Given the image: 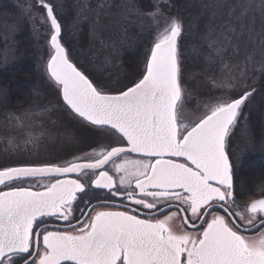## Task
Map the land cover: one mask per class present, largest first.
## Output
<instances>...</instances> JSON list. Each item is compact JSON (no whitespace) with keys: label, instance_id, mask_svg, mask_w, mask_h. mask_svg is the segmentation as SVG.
<instances>
[{"label":"snow or ice","instance_id":"snow-or-ice-1","mask_svg":"<svg viewBox=\"0 0 264 264\" xmlns=\"http://www.w3.org/2000/svg\"><path fill=\"white\" fill-rule=\"evenodd\" d=\"M149 3L150 11L143 0L121 7L150 18L171 7ZM199 7L212 19L197 56L208 71L220 69L208 77L217 95L187 84L179 14L165 16L139 69L112 86L71 59L62 5L21 8L34 32L37 17L47 28L41 68L57 102L37 94L5 117L16 143L0 158V264H264V171L238 183L229 150L255 91L248 67L259 57L264 68V0ZM18 30L8 27L5 39ZM57 106L70 123L53 119ZM82 131L88 151H41L52 141L81 143Z\"/></svg>","mask_w":264,"mask_h":264},{"label":"rangeland","instance_id":"rangeland-1","mask_svg":"<svg viewBox=\"0 0 264 264\" xmlns=\"http://www.w3.org/2000/svg\"><path fill=\"white\" fill-rule=\"evenodd\" d=\"M62 1L63 0H56V3H60L61 5L63 3ZM31 2L32 0H11L13 10L9 16H4L3 18L7 17V19L1 22V26L4 28L12 27V25H19L20 29L16 31L15 34L20 31L22 35L21 37H24L25 39L20 43L22 48L18 47L19 44H11L14 46V49L12 47L10 49L8 43L7 45L4 44L6 33H0V39L2 40L0 45V102H2L0 103V158H3L6 150L13 149L16 143L12 140L11 133L5 130L7 127L5 117L9 114V110L15 109L19 112L24 106L12 107L8 101L4 102L5 96L8 97V95L6 88L3 86L2 75L9 67L20 64L24 62L26 58H30L35 63L36 72L34 91L33 95H30V100L35 99V96L39 94L44 98L45 102L50 101L53 105H56L57 102V97L52 91L46 77L43 75L41 68L47 54V28L46 26H41L39 24V18L37 17L36 24L39 28V33L37 34L32 30L31 19H21V8L27 7ZM130 2L135 3L134 0H71L70 2L73 4L76 3L77 5V11L74 12L75 19L72 23V28L75 26L76 29H79V27L88 23L90 25L89 33L91 39L88 47L82 51H75V54L69 47H67L71 59L93 78L103 79L105 83L111 84L112 86L125 82L136 72V70L132 71L125 68L123 62V56L125 53L127 51H143L146 55L157 31L162 30L165 26V16L177 15L176 9H174V0H167V3L170 4L171 7L170 10L165 13V16L157 18L128 16L121 5H127ZM214 2L224 4L230 3L231 0H214ZM113 4L115 7H110V5ZM87 7L92 9L90 13L85 11ZM202 11H204V9ZM200 17L209 21L200 35H195L196 31L191 26V22H188L187 24L184 23V37L183 43H181L180 47L185 60H187L186 56L189 54V47L187 46V54H184V41H187L188 43L190 36L201 39L206 27L212 19L211 16ZM10 21L13 22L12 25H10ZM217 23H219V21H217ZM260 27L261 21L257 18V30H259ZM149 29H151V31H149ZM136 31L137 39L136 44H134L135 48H133L130 46L131 44L128 45V41H133V32ZM7 32L13 34L11 31ZM70 47L73 49L72 44H70ZM189 56L191 57V54H189ZM240 63L241 67H243L242 60ZM101 67H106L108 69V74H103L102 78L101 76L99 77V75L107 71H101ZM184 71L185 79L190 88L204 93L206 96L218 94L212 90L208 77L219 76L221 74L220 69H217L215 72H210L208 71L207 66L198 72L191 70V68L188 69L184 63ZM262 77H264V68H262L261 60L258 57L257 62L248 67V90H255L254 92H256L258 90V82ZM28 91L29 94H31L29 88ZM262 100L264 107V94ZM195 107L196 102L193 100L191 109H195ZM202 107L203 105H201V108ZM254 116H257V113L255 110V102L251 98L243 110L239 126L235 129V133L231 140V147L229 149L232 153V162L236 174L240 172V168L244 162L251 158L260 161L261 165L264 166V113L262 116L257 117L259 119V127L257 128L256 136L258 135V137H255L254 132H252L255 130V126L253 127L251 125V119ZM57 118L65 123H70V118L67 116V113L60 110L58 106L53 116V119ZM78 144L79 143H72L67 140H57L48 142L46 148L42 145L41 151L63 156L64 153H72L78 147ZM21 147H23L22 143Z\"/></svg>","mask_w":264,"mask_h":264},{"label":"trees","instance_id":"trees-1","mask_svg":"<svg viewBox=\"0 0 264 264\" xmlns=\"http://www.w3.org/2000/svg\"><path fill=\"white\" fill-rule=\"evenodd\" d=\"M17 1V0H12ZM135 1V0H134ZM62 8H61V22H62V43L73 51L75 54V51L77 50H84L86 47H88L91 39H90V28L89 24L85 23L79 29H76L75 26L72 28V23L74 22L75 16L74 12L77 11V5L76 3H70L71 0H63ZM144 2V11H150V3L149 0H143ZM201 3V0H174V9H176V13L179 14L184 23L187 24L188 22H191V26L195 29V35H200V33L203 31V28L206 26V24L209 22L206 19H203L200 17V13L202 12L203 8L199 7ZM60 5V3H59ZM13 7L11 4V0H0V33H6L7 28H4L1 26V22L5 21L7 18H3L4 16H9L12 12ZM14 20V19H12ZM11 20V21H12ZM9 22L10 25L13 24V22ZM16 21V20H15ZM15 26V25H14ZM12 25V27H14ZM20 29V28H19ZM79 30V31H77ZM191 32V31H190ZM133 41H128V45L134 47V44H136L137 39V31L133 32ZM20 31L17 34H10L7 32V39L4 41V44L7 45V43L14 49V45L19 44V48H22L20 43L22 42L24 37H21ZM200 39L193 38L190 36V40L184 41V54H187V48L189 47V54H191V57L186 56L185 64L191 70L194 71H200L204 67H207L208 65L203 64L200 62V59L197 56V49L200 48L199 44ZM2 43V40L0 39V45ZM183 43V39L180 41V45ZM68 44V45H67ZM70 44H72L73 49L70 47ZM127 45V46H128ZM188 46V47H187ZM68 49V48H67ZM72 53V52H71ZM145 57V52H137V51H127L125 55L123 56V62L125 64V68L128 70H138L143 59ZM84 70V69H83ZM108 74L107 72L101 73L99 77L103 74ZM96 75V73H95ZM91 76V75H90ZM36 77L35 72V63L30 58H26L24 62L20 64L13 65L9 67L4 74L2 75L3 78V86L7 90V95L9 97V104L12 107H20L23 106L28 100L31 99L30 95H33L34 91V80ZM92 77V76H91ZM93 78V77H92ZM28 88L30 89V93L28 91ZM257 91L254 92V95L252 96V100L255 102V110L257 113V116L252 117L251 119V125L255 128L254 136H256L257 128L259 127V119L257 117L262 116L264 113V107H263V94H264V77L261 78V80L258 82ZM251 91V90H250ZM260 114V115H259ZM253 134V133H252ZM82 135L84 137V141H89L90 134L86 131H82ZM264 171V166L261 165L260 161L256 159H249L244 162V164L240 168V172L236 174L237 182L238 183H248L252 180L259 179L261 172Z\"/></svg>","mask_w":264,"mask_h":264},{"label":"flooded vegetation","instance_id":"flooded-vegetation-1","mask_svg":"<svg viewBox=\"0 0 264 264\" xmlns=\"http://www.w3.org/2000/svg\"><path fill=\"white\" fill-rule=\"evenodd\" d=\"M89 141H84V142H81V143H79L78 144V147L72 152V153H74V154H80V151L79 150H84V151H88V150H90V149H88L87 147H86V144L88 143ZM235 176H236V172H235ZM237 179V178H236ZM252 235H255V234H252Z\"/></svg>","mask_w":264,"mask_h":264}]
</instances>
